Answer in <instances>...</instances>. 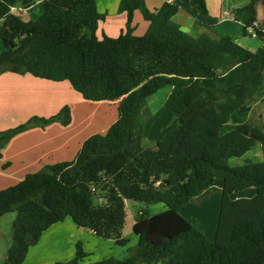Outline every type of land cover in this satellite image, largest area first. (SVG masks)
I'll list each match as a JSON object with an SVG mask.
<instances>
[{"label": "trees", "instance_id": "16d2710c", "mask_svg": "<svg viewBox=\"0 0 264 264\" xmlns=\"http://www.w3.org/2000/svg\"><path fill=\"white\" fill-rule=\"evenodd\" d=\"M37 1L16 4L27 9ZM263 1L249 0L233 11V19L244 30L252 28L260 41L249 51L207 26L197 35L184 32L173 21L178 7L170 3L151 11L144 0H120L125 31L111 38L97 36L105 16L95 0H42L41 15L29 21L0 0V75L67 82L85 101L117 103V119L104 133L85 139L73 161L45 166L0 190V217L16 214L2 264H23L43 233L67 218L125 246L126 200L166 207L152 216L145 211L134 216L138 241L129 257L85 262L87 253L78 242L71 260L54 264H264V129L246 120L221 133L235 112H251L264 84V30L255 27L256 5ZM190 3L207 14L205 0ZM135 12L147 23L139 36L133 34ZM235 68L240 83L202 86ZM165 86L171 90L164 106L176 122L147 147L146 100ZM53 123H70L67 106L55 116L31 117L0 131V151L13 137ZM257 145L260 159L229 165ZM216 179L220 206L211 241L179 211ZM247 188L255 195L240 198Z\"/></svg>", "mask_w": 264, "mask_h": 264}, {"label": "rangeland", "instance_id": "374dc122", "mask_svg": "<svg viewBox=\"0 0 264 264\" xmlns=\"http://www.w3.org/2000/svg\"><path fill=\"white\" fill-rule=\"evenodd\" d=\"M261 7L262 10H264V1L261 3ZM263 15L264 13L259 8V16L261 17ZM99 32L100 30L98 31V34ZM245 40H248L247 42H250L249 46L253 44H260L259 39L251 37L250 34L245 36ZM240 82L241 71L239 68H235L229 71L228 73L219 76L214 81L204 80L201 82V84L202 86L208 88H215L222 85L231 86ZM64 85L62 84V86H60V89L56 90L55 92L45 91V94L44 91H42V95H44L43 98L46 97V99H43L42 101L43 105L41 110L44 112L39 109L40 105L38 102L33 101V103H31L30 99H28L26 96H22V94L19 93L14 94V92L11 90L12 88H6L7 91H3L2 89H0V131H5L17 127L21 124H24L31 117L44 116L45 118H47L48 116L50 117V115L55 116L65 106H67L70 111V123L67 126H62L59 123H53L55 125L50 124L47 127H52L53 130H51L49 134H46L42 137H38L32 134H27L28 136H20L21 134H19L17 139V136L15 137V139L13 137V140L11 139L10 142L18 141L17 145L21 146L18 150L14 149L15 151H17L14 157H16L17 159L20 160V153L18 151H20L22 147H24L22 146V144L26 143L27 141L35 142V144L46 145L50 142L59 143L62 138H73L76 140L81 139L84 138V136H86L89 131H94L96 133L100 132L99 130H101V126L105 127L113 121H108L109 119H106L107 122H105L106 120L105 116L103 115L104 113L107 114V112L109 113L110 111V114L112 113L113 116L117 115L116 108L113 106L117 103L111 105V107L107 106V108H105L106 106H92L97 105L98 102L93 104L92 102L85 101L77 93H71L72 90L69 84ZM63 87H65V89ZM168 88V86L163 87L155 95L152 96L153 98L150 97L148 100H146L149 114L143 117V144L147 147H152L156 141L161 139L164 132L176 122L175 115L164 106L165 101L163 98V90ZM45 100H47L48 102H45ZM149 101L150 103L152 101V104H150ZM45 106L47 107L46 110H44ZM51 106L58 107L59 110H57V113L55 109L53 111V109L50 108ZM251 109L252 110L250 113H242L239 111L235 112L231 116L228 123L223 126V128L221 129V133L224 134L228 132L234 126L246 120H250L255 124H259L264 129V84L260 94L257 96V98L254 99L253 103L251 104ZM61 127H65L63 128L62 133L60 130ZM25 137L29 138L26 139ZM64 141L67 142L66 140ZM261 152L262 149L260 145H257L251 151L246 153L243 157L232 158L229 161V165L240 166L247 159H260ZM3 164L4 163L0 165V190L12 186L18 181L17 180L15 182L13 179H11V170H7L8 167L2 166ZM12 167L17 168V164H14ZM43 167H41L40 169H42ZM220 192L221 181L220 179H216L213 185L206 188L199 194L198 198L190 200L183 207V209L179 211L180 215H182L192 225L196 226L198 230H200L211 241H213L214 239L217 225V218L220 206ZM238 195L240 198H252L255 195V190L254 188H247L239 192ZM93 201L95 204L98 203L97 200ZM125 205L126 219L122 231L123 237L128 240L125 246L116 245L112 240L98 238L90 234L88 230L81 228H79L81 229L80 231L84 232L85 234L81 237L77 234L76 237L75 234H73L69 228H65L63 230L65 232L63 234L65 238L57 242L58 246L60 245V251L56 253L53 250H49V252H47L43 257L45 264H53L54 262H64L65 260H71L75 255V246L78 243H72L75 238H78L82 245V249L85 253H87L85 262H96L107 258L125 259L129 257V250L134 249L138 241L137 236L132 231L134 216L140 211H145L148 213V215L152 216L165 211L166 207L161 203L148 205L143 202H137L132 200H126ZM15 215L16 214L14 212H11L0 217V264L5 261L6 251L11 244V227ZM67 223H70V225H74L70 218L66 219V224ZM54 237L56 239V236ZM49 238L50 237H46L45 242L43 243L50 244L52 241H55L52 240L53 238ZM26 264H42V262L41 260L38 261V258H36L34 255H31L28 258Z\"/></svg>", "mask_w": 264, "mask_h": 264}, {"label": "crops", "instance_id": "0c3cea01", "mask_svg": "<svg viewBox=\"0 0 264 264\" xmlns=\"http://www.w3.org/2000/svg\"><path fill=\"white\" fill-rule=\"evenodd\" d=\"M1 1L6 3L11 8L12 13L19 16L23 21L34 20L38 18L42 13V4H41L42 0H38L33 6L27 9L20 8L16 4V0H1ZM95 1L98 12L105 16L104 20L99 24L98 31L100 30V32L98 34L97 31V36L100 37L102 34H104L111 38L118 37L117 35L125 31V24H126L125 14L118 12V6L120 0H95ZM144 2L147 8L151 11L160 8L163 3H170L177 6L178 11L176 15L173 17V21H175L184 32L197 35L201 32V28H202L201 25H203L209 27L210 32L213 33L214 35L230 36L237 44H239L245 49L255 51L260 46V44L258 45L253 44L249 46L250 42H247L248 40H245V36L250 34L249 30L251 29L248 28L244 30L243 25L233 19V11L236 8H240L246 5L249 2V0H205L206 9H207L206 15L199 14L196 8L191 5L190 0H144ZM259 8L264 13V10H262L261 7V3H258L256 5L257 23L255 24V27L262 28V30H264V15L261 17L259 16ZM224 12H227L229 15L225 16L223 14ZM132 27H133V34L137 36L142 35L147 29V23L142 20L138 12H135L134 14ZM253 38H257V37L255 36ZM1 44L2 43H0V53L3 49V45ZM62 84L64 85L68 83L42 80L28 74L18 75V74L6 72L0 75V89H2L3 91H7V89L12 88L11 90L14 92V94L19 93L22 94V96L23 95L26 96L28 99H30L31 103H33V101L38 102L40 105L39 106L40 110L42 109L43 99H46V97L43 98L44 95H42V91H44L45 94H46L45 91L55 92L56 90L60 89V86H62ZM63 88L65 89V87ZM71 90H72L71 93L73 94V92L75 91L72 88ZM170 90L171 87L163 90L164 101L169 95ZM152 96L150 97L153 98ZM149 98H147V100ZM45 102L48 101L45 100ZM113 104L115 103L98 102L97 105H92V106H102V107L106 106L105 108H107V106L111 107V105ZM150 104H152V101ZM113 106L116 108L117 105H113ZM44 108H45L44 110L47 109L46 106ZM50 108H52L53 111L55 109L56 113L57 110H59L57 106L56 107L51 106ZM103 115L105 116V120L109 119L108 121L110 120L113 121L105 127L101 126V130H99L100 132L98 133H104L107 130V128L117 119V115L113 116L112 113L110 114V111L109 113L107 112V114L104 113ZM107 120L105 122H107ZM51 128L52 127H46L45 129L33 128L24 133H21L20 136H24V135L28 136L27 134H32L38 137H42L46 134H49L51 130H53V128L52 129ZM63 128L61 127L60 129L61 133L63 132ZM93 134H96V132L89 131L88 134L81 139L76 140L73 138H69V139L62 138V140L59 143L50 142L46 145L35 144V142L27 141L26 143L22 144V146L24 147H22V149L18 151L20 153V160L14 157V155L17 152L15 150H18L21 146L17 145L18 141L16 142L9 141L5 145V147H3L2 150L0 151L1 153L0 165L4 163L2 166H7L8 167L7 170L8 169L11 170V175H10L11 179H13L15 182L18 180L17 182H19L24 178L26 174L37 172L43 166L45 167L58 163L73 161L77 152L80 149L82 142ZM17 138L18 135L16 139ZM25 138L28 139L29 137H25ZM64 140H66L67 142H65ZM14 164H17V168L12 167ZM196 198H198V196ZM61 223H57L53 225L51 228H49L47 231L43 233L38 244L29 249L23 264L24 263L26 264L28 258L31 255H34L36 258H38V261L41 260L42 264H45L43 257L47 252H49V250L50 251L53 250L56 253L60 251V245L58 246L57 242L65 238V236L63 235L65 233L63 231L65 228H69L72 231V233L75 234L76 237L77 234L80 235V237L85 234L84 232L80 231L81 229L75 227V225H70V223L66 224V220H64L62 224ZM89 233L92 234L91 232ZM54 236H56V239ZM46 237H50L49 239L53 238L52 240L55 241H52L50 244L43 243L45 242ZM76 242L80 243L78 238H75L72 241V243H76Z\"/></svg>", "mask_w": 264, "mask_h": 264}, {"label": "built area", "instance_id": "2783aa9c", "mask_svg": "<svg viewBox=\"0 0 264 264\" xmlns=\"http://www.w3.org/2000/svg\"><path fill=\"white\" fill-rule=\"evenodd\" d=\"M223 14H224L225 16H228V15H229L227 12H224ZM250 29H251V30H249V33L251 34V36L255 37L256 35H255L253 29H252V28H250Z\"/></svg>", "mask_w": 264, "mask_h": 264}]
</instances>
